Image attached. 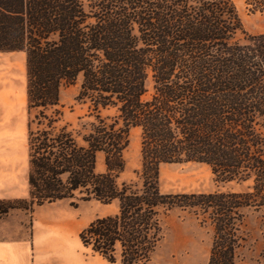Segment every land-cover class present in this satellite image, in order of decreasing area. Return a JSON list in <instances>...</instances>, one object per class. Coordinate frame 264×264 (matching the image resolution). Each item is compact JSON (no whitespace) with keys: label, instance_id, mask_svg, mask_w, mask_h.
Here are the masks:
<instances>
[{"label":"trees","instance_id":"1","mask_svg":"<svg viewBox=\"0 0 264 264\" xmlns=\"http://www.w3.org/2000/svg\"><path fill=\"white\" fill-rule=\"evenodd\" d=\"M240 32L232 0H0V52L26 53L29 114V197L0 199V216L116 204L80 241L111 264H151L179 209L212 226L208 264H243V210L264 211V33ZM75 84L87 106L77 125L61 103ZM135 127L141 167L122 180ZM189 162L247 190L163 192L161 166Z\"/></svg>","mask_w":264,"mask_h":264},{"label":"rangeland","instance_id":"2","mask_svg":"<svg viewBox=\"0 0 264 264\" xmlns=\"http://www.w3.org/2000/svg\"><path fill=\"white\" fill-rule=\"evenodd\" d=\"M237 7L246 34L264 33V11H254L246 0H232ZM245 33H239L243 39ZM79 84L65 86L61 90L64 120L77 125L87 112V106L77 100ZM28 109L26 95L25 54L22 52H0V161L3 164L4 180L11 176L17 184L18 197H29L28 177ZM142 130L130 131V143L125 151L126 169L122 180H135L136 170L141 167ZM28 159L26 166L24 160ZM25 167V168H24ZM10 168V169H11ZM98 170L104 171V157L100 156ZM27 171V174H25ZM248 184L236 182L220 184L215 180L211 168L202 163H168L160 169V187L166 193L243 191ZM12 197L10 199H17ZM116 204L104 205L98 201L63 200L38 206L33 212L23 210L31 216H55L70 221L72 230L68 243L82 261L80 264H111L83 246L79 233L98 217L115 212ZM22 212H17V214ZM241 233L244 237L239 250L243 264H264V211L246 208ZM45 233L62 232L61 224L39 225ZM213 240L210 224L201 225L186 211L175 209L165 219V238L152 256L151 264H208Z\"/></svg>","mask_w":264,"mask_h":264},{"label":"crops","instance_id":"3","mask_svg":"<svg viewBox=\"0 0 264 264\" xmlns=\"http://www.w3.org/2000/svg\"><path fill=\"white\" fill-rule=\"evenodd\" d=\"M13 52L25 54L26 68V53ZM27 162L28 159H25L24 166ZM10 168V166L7 168L9 172L7 176L10 177L4 180L3 164L0 161V199L19 196L17 184L11 176L13 169ZM25 180L29 185L28 177ZM45 224H61L62 232L45 233L39 226ZM73 229V224L63 218L31 216L23 213L22 209H13L8 214L0 216V264H80L82 259L68 243Z\"/></svg>","mask_w":264,"mask_h":264}]
</instances>
